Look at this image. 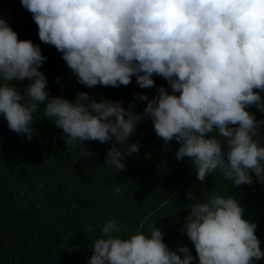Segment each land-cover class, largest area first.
Instances as JSON below:
<instances>
[{
  "label": "clouds",
  "instance_id": "obj_1",
  "mask_svg": "<svg viewBox=\"0 0 264 264\" xmlns=\"http://www.w3.org/2000/svg\"><path fill=\"white\" fill-rule=\"evenodd\" d=\"M38 27L39 40L54 46L88 88L127 86L135 77L142 89L155 87L154 75L171 93L157 88L144 112L120 102L78 92L75 102L50 96L40 71L47 57L38 44L19 39L0 18V116L11 131L31 140L34 113L62 129L66 146L90 157L86 141L108 143L106 163L125 170L127 144L137 125L151 119L165 145L175 139L176 159L189 158L203 183L218 172L234 186L264 184V145L258 121L247 109L264 113V0H20ZM30 83L21 92L11 81ZM60 83V78H57ZM259 90V91H256ZM120 145V147H117ZM127 145V151L123 146ZM43 186V185H41ZM121 189H114L119 194ZM192 194L188 199L192 200ZM234 197L211 195L189 207L182 231L198 264H255L264 258L257 225L244 218ZM92 232L91 227L88 228ZM88 264H193L184 245L169 249L153 224L150 234L122 236L115 220L102 227ZM182 254V255H181Z\"/></svg>",
  "mask_w": 264,
  "mask_h": 264
},
{
  "label": "trees",
  "instance_id": "obj_2",
  "mask_svg": "<svg viewBox=\"0 0 264 264\" xmlns=\"http://www.w3.org/2000/svg\"><path fill=\"white\" fill-rule=\"evenodd\" d=\"M10 26L19 39L38 44L47 57L40 71L46 76L50 96L75 102L77 93L83 91L97 101L120 102L125 109L135 102L133 111L142 114L147 102L135 100L136 93L152 99L160 86L171 93L167 81L157 75L152 89L140 88L135 77L127 86L88 88L72 75L62 53L39 40L31 13H23ZM9 83L22 92L30 81ZM40 107L33 114L31 140L11 131L0 116V264H88L94 241L103 235L102 227L109 220L124 225L122 236L149 235L150 226L156 224L170 250L187 246L193 264H198L194 245L182 229L191 204L211 195L237 199L245 209L244 218L257 225L255 234L264 251V184L254 173L252 184L238 187L218 172L199 182L189 158L176 159L178 142L173 139L165 145L156 136L151 119L137 125L127 144L138 142L139 151L125 155V170L118 171L105 164L114 138L108 143L84 142L91 156L82 157L78 148L66 146L62 129ZM247 110L264 121V113L254 106ZM259 131L264 145V124ZM123 150L127 151V145ZM117 187L119 194L114 192ZM255 264H264V258Z\"/></svg>",
  "mask_w": 264,
  "mask_h": 264
},
{
  "label": "rangeland",
  "instance_id": "obj_3",
  "mask_svg": "<svg viewBox=\"0 0 264 264\" xmlns=\"http://www.w3.org/2000/svg\"><path fill=\"white\" fill-rule=\"evenodd\" d=\"M26 12L20 0H0V18L5 19L9 25Z\"/></svg>",
  "mask_w": 264,
  "mask_h": 264
}]
</instances>
